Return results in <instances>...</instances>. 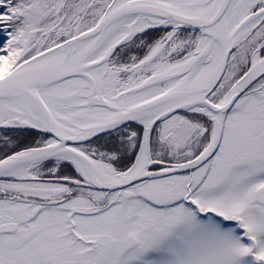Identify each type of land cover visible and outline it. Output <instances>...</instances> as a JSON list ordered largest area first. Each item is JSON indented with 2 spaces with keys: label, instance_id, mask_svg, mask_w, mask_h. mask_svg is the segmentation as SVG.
<instances>
[{
  "label": "snow or ice",
  "instance_id": "snow-or-ice-1",
  "mask_svg": "<svg viewBox=\"0 0 264 264\" xmlns=\"http://www.w3.org/2000/svg\"><path fill=\"white\" fill-rule=\"evenodd\" d=\"M0 264H264V0H0Z\"/></svg>",
  "mask_w": 264,
  "mask_h": 264
}]
</instances>
